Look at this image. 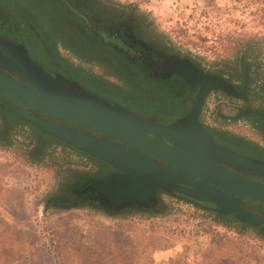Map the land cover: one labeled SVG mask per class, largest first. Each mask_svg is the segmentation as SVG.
Returning a JSON list of instances; mask_svg holds the SVG:
<instances>
[{
  "label": "rangeland",
  "instance_id": "374dc122",
  "mask_svg": "<svg viewBox=\"0 0 264 264\" xmlns=\"http://www.w3.org/2000/svg\"><path fill=\"white\" fill-rule=\"evenodd\" d=\"M101 1L134 12L151 35L233 81L248 77L254 105L261 104L264 0ZM241 131L264 142L258 130ZM11 137L0 145V264H202L217 232L225 231L205 221L210 211L173 195H165L166 207L155 212L51 204L61 197V185L89 165L63 148L36 158L31 136ZM249 242L260 247L254 256L236 261L224 254L221 264H264V242Z\"/></svg>",
  "mask_w": 264,
  "mask_h": 264
},
{
  "label": "flooded vegetation",
  "instance_id": "af4514ba",
  "mask_svg": "<svg viewBox=\"0 0 264 264\" xmlns=\"http://www.w3.org/2000/svg\"><path fill=\"white\" fill-rule=\"evenodd\" d=\"M0 37L23 43L53 76L74 82L142 117L156 118L162 123L186 114L200 93L202 86L194 80L190 69L220 76L233 87L228 92L210 90L204 99L199 120L217 145L264 160V142L249 138L241 131L242 127H250L256 135L257 130L264 133V112L258 109L262 101L258 99L261 104L254 105L255 100L249 93V78L233 81L221 70H213L162 38L151 35L134 12H126L118 5L101 0H27L26 3L23 0H0ZM8 103L23 107L0 93V145H7L13 134L16 137L21 134L31 136L35 142L32 152L36 158L64 147V144L51 140L52 135L22 121L8 109ZM28 110L34 117L57 120L96 136H104L87 126L32 108ZM216 119L221 121V125L216 124ZM49 141L53 144L50 145ZM45 144L49 145L44 147ZM71 151L77 156V151ZM90 157L96 162L91 163L81 157L89 165L87 171H79L74 177H69L68 183L60 187L61 197L58 195L57 199L50 201L51 204L62 205L63 208L88 205L111 214H122L140 210L159 211L166 207L165 195L184 196L180 191L168 193L161 189L157 191L155 200L144 205L129 203L115 206L87 190L95 178L86 174L100 178L116 173L118 169ZM66 185L69 187L65 191ZM252 203L246 201L245 205Z\"/></svg>",
  "mask_w": 264,
  "mask_h": 264
},
{
  "label": "water",
  "instance_id": "95a60500",
  "mask_svg": "<svg viewBox=\"0 0 264 264\" xmlns=\"http://www.w3.org/2000/svg\"><path fill=\"white\" fill-rule=\"evenodd\" d=\"M190 71L202 86L200 93L186 114L162 123L53 76L23 43L0 37V93L23 105L8 103V109L43 133L118 169L93 179L87 190L115 206L144 205L161 189L180 191L190 203L264 232V160L217 145L199 120L208 92H228L233 85L204 70ZM29 108L104 136L34 117Z\"/></svg>",
  "mask_w": 264,
  "mask_h": 264
},
{
  "label": "trees",
  "instance_id": "16d2710c",
  "mask_svg": "<svg viewBox=\"0 0 264 264\" xmlns=\"http://www.w3.org/2000/svg\"><path fill=\"white\" fill-rule=\"evenodd\" d=\"M38 59V57H36ZM40 61V60H39ZM248 77H244L242 80L245 81L247 80ZM250 83V80H249ZM254 97H259L257 96L256 93H253ZM262 98V105L264 106V95H261ZM260 106L258 109L260 111L264 112V107ZM51 140H56L60 142V144H64L63 150H68L69 153H74L72 150L77 151V156L79 155L80 157L86 158L89 162L95 163L96 159H93L90 157V155L83 153L82 151H78L75 147H72L58 139L52 136ZM50 145L53 144V142L49 141ZM45 144L44 147H47ZM82 154V155H81ZM82 176H85V174H82ZM89 178H96L97 175L91 174L87 175ZM68 185L64 187V190L66 191L68 189ZM209 216L206 215L204 217H208V219H205V221H210V222H215L218 225H222L224 227L225 231L223 232H217V237L218 239L214 243L212 247L206 251L204 255V261L202 264H221L225 263L227 261H220L222 255L227 254L229 257L231 255L235 256L236 261L237 260H242V256H247L251 255L254 256L255 252L260 249L259 246H256L255 243L249 242V239H261L264 242V232L261 231L259 228L251 227L249 225H246L244 223H241L234 217L228 215L227 217H224L223 215L216 214L213 212H208ZM202 217V216H201ZM178 228V227H177ZM262 244V242H261ZM235 252H240L241 256L235 255ZM243 264V263H242Z\"/></svg>",
  "mask_w": 264,
  "mask_h": 264
}]
</instances>
